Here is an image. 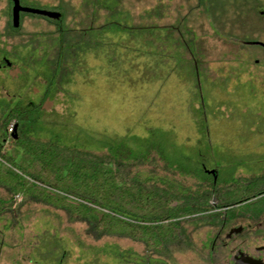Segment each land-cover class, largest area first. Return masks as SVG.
<instances>
[{"label": "rangeland", "instance_id": "obj_1", "mask_svg": "<svg viewBox=\"0 0 264 264\" xmlns=\"http://www.w3.org/2000/svg\"><path fill=\"white\" fill-rule=\"evenodd\" d=\"M97 1L21 0L24 5L59 10L62 27L74 29L99 25L110 17L106 8H96ZM120 4L142 34L103 39L102 48L70 63L73 73L55 89L49 88L48 79L37 70L40 64L28 53L34 47L32 58L52 54L60 24L26 12L14 30V2L0 0V50L20 49L13 56L0 55V97L40 104L44 111L40 139L60 138L65 145L102 154L108 152L105 142L111 138L135 144V136H146L150 128L158 127L166 132L170 152L177 157L193 152L194 160H199L209 144L217 164L207 158L212 163L209 170H218L215 176L220 175L221 185L256 181L262 186L264 0ZM202 106L206 130L200 124ZM156 168L163 172L160 165ZM9 199L10 193L0 185V264H149V253L161 258L131 237L89 233V223L73 220L57 204L24 199L18 210H10ZM240 215L223 216L241 223ZM183 226L184 234L176 239L175 249L170 248L173 260L205 262L208 251L200 247L211 227L198 218Z\"/></svg>", "mask_w": 264, "mask_h": 264}, {"label": "trees", "instance_id": "obj_2", "mask_svg": "<svg viewBox=\"0 0 264 264\" xmlns=\"http://www.w3.org/2000/svg\"><path fill=\"white\" fill-rule=\"evenodd\" d=\"M120 2L98 0L96 8H106L110 17L102 24L82 29L64 28L60 18H51L60 24L54 51L39 58H32L34 47L28 53L33 62L40 64L36 69L48 79L49 88L57 89L61 79L73 73L70 63L102 48L103 39L142 34L141 26L132 24ZM12 28L17 27L13 24ZM19 51L18 46L13 52L4 47L0 55L13 56ZM189 51L196 59L194 49ZM201 108L200 124L206 130L208 121ZM43 116L36 102L14 103L0 97V185L10 193V210H18L25 200L48 201L66 208L73 220L89 223V233L128 236L144 242L148 252L163 254L184 234L183 223L196 218L207 222L217 217L225 220L223 215L240 210L229 212L228 206L264 187V180L262 186L256 181L221 185L220 175L216 177L209 170L212 163L217 167L209 144L198 155L199 160H194L193 152L177 157L170 152L166 132L158 127L150 128L146 136H135V144L126 138H111L105 142L108 152L101 154L65 145L60 138L40 139L37 132L42 129ZM207 158L213 162H207ZM159 165L162 174L156 168ZM44 184L55 192L48 191Z\"/></svg>", "mask_w": 264, "mask_h": 264}, {"label": "flooded vegetation", "instance_id": "obj_3", "mask_svg": "<svg viewBox=\"0 0 264 264\" xmlns=\"http://www.w3.org/2000/svg\"><path fill=\"white\" fill-rule=\"evenodd\" d=\"M262 46L264 47V44ZM248 184L249 182L246 183ZM234 208L240 209L238 211L241 214V223L228 220L207 222L211 230L208 237L201 242L200 249H206L208 257L205 262H199L200 264H264V188L227 207L228 210ZM2 242L0 238V251ZM204 243L205 245L208 243L209 248L207 246L203 248ZM176 245L177 243L170 248L175 249ZM147 256L148 262L152 261L149 264H155L158 260L162 264H179L178 261L173 260V251L161 254V258L160 255L158 258H153V253ZM198 256L201 254L198 253Z\"/></svg>", "mask_w": 264, "mask_h": 264}, {"label": "water", "instance_id": "obj_4", "mask_svg": "<svg viewBox=\"0 0 264 264\" xmlns=\"http://www.w3.org/2000/svg\"><path fill=\"white\" fill-rule=\"evenodd\" d=\"M13 2H14V5H13V24L16 27H18L20 25L22 12L39 14V15L47 16V17H50L53 19H59L62 15V13L59 10L49 9V8H39V7H32V6L24 5V4H22L21 0H13ZM6 61L8 64H10V62H11L8 58H6ZM15 137H17V134H15ZM215 171L218 173L217 169L211 170V172H215Z\"/></svg>", "mask_w": 264, "mask_h": 264}]
</instances>
